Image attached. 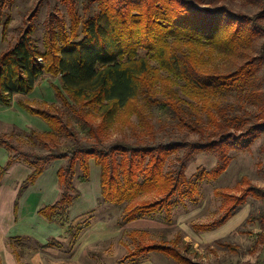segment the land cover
Masks as SVG:
<instances>
[{
	"label": "trees",
	"instance_id": "trees-1",
	"mask_svg": "<svg viewBox=\"0 0 264 264\" xmlns=\"http://www.w3.org/2000/svg\"><path fill=\"white\" fill-rule=\"evenodd\" d=\"M94 2L100 6L95 14ZM250 2L256 11L248 14L220 4L219 0L209 1L211 7L205 6V0H86L87 14L82 17L76 2L68 0L70 27L62 18L57 20V27L50 22L45 50L34 42V28H26L14 44L0 53V105L10 106L15 94H29L36 81L49 73L61 77L62 86L53 87L71 116L67 118L60 109L53 111L19 101L50 127L48 131L32 133L54 145L45 142L48 151L38 153L0 139V147L12 152L0 170V184L9 167L27 162L31 172L23 181L19 196L51 162L65 160L58 170L59 199L38 213L62 226L67 238L75 239L80 228L72 223L71 209L82 196L76 180H91L93 159L100 168L101 202L123 206L144 194L158 195L157 199L126 206L122 224L162 210L170 215L174 197L189 184L186 170L197 153H217L220 166L212 172L202 171L200 176L215 179L227 168L231 149L248 148L264 133V0ZM1 5L4 0H0ZM6 31L7 24L3 23L4 38ZM214 54L236 61L243 58V62L221 70L220 66L209 64ZM231 91L246 92L258 100L263 120L250 123L243 116L231 115L212 97L214 93ZM140 96L163 110L168 119L181 121L198 137L190 141L157 140L147 110L144 105H137L127 108L124 122L132 125L130 118L135 114L147 139L108 141V133L121 113ZM199 110L205 111L206 123ZM77 124L91 137L90 141L80 138ZM57 135L69 139L66 148L57 146ZM180 151L183 153L177 157V168L167 172L170 157ZM248 187L240 195L217 192L228 202L225 211L210 222L194 224L195 229L209 231L223 225L249 196L264 198L263 187ZM251 220H258L260 243L264 244V209L251 213L246 221ZM149 252L162 253L179 264H194L176 242L166 240L139 243L127 257Z\"/></svg>",
	"mask_w": 264,
	"mask_h": 264
},
{
	"label": "rangeland",
	"instance_id": "rangeland-1",
	"mask_svg": "<svg viewBox=\"0 0 264 264\" xmlns=\"http://www.w3.org/2000/svg\"><path fill=\"white\" fill-rule=\"evenodd\" d=\"M74 1L78 13L82 17L87 14L84 8L86 0ZM205 1V6H212L209 1L213 0ZM219 3L227 4L235 11L248 14L256 11L255 5L250 0H219ZM99 9V3L94 2L92 13H97ZM0 10L3 15L2 18L0 17V53L14 44L19 35L29 26L34 28L32 37L34 42L41 50H45L46 32L50 22L57 27V20L62 18L68 28L71 23L68 0H4ZM3 23L7 24L5 38H2ZM141 55H144V51ZM242 60L243 58L240 60L238 58L236 61L235 58L230 59L224 55L214 54L209 59V64L214 67L220 66L221 70H227L240 64ZM152 64L157 66L155 61H152ZM161 73L163 77L167 76L165 71ZM51 83L62 86L61 77L46 73L36 81L32 93L15 94L10 106H0V139L10 140L15 146L25 151L38 153L48 151L45 142L49 141L51 145L53 142L44 137H36L32 132L42 133L48 131L50 127L42 118L24 110L18 102L28 98L35 105L51 108L53 111L63 110L66 117L70 118V111L55 97ZM181 96L186 100L190 99L188 96L182 94ZM212 97L217 99L231 115L243 116L250 123H260L263 120L258 100L248 96L246 92L214 93ZM137 105H144L143 108L147 110L154 125L157 140L190 141L198 137L197 133L181 121L168 119L163 110L149 105L140 96L121 113L108 133V141L118 138H126L133 142L147 139V133L139 125L135 114L130 118L132 125L124 122L127 108H134ZM196 108H200V105ZM199 111H201L203 122L206 123L208 118L205 111ZM72 121L76 123L73 119ZM77 130L82 140H91L87 132L81 130L80 124H77ZM57 137V146L66 148L69 139L64 135H57ZM182 153L183 151H180L170 157L166 165L167 172L175 171L178 166L177 157ZM10 154L12 152L8 148L0 149V166L5 163ZM228 163L227 168L218 178H201L202 171L212 172L220 166V162L215 152L197 153L186 170L189 184L183 188L181 194L174 197L170 215L162 210L151 216H140L130 223L122 224L121 219L126 206L144 200L157 199L158 195L144 194L138 200L123 206L101 202L100 169L92 159L91 180L86 183L76 180L82 196L71 209L73 211L71 219L72 223L80 228L79 232L77 231L78 236L75 239L61 236L63 231L57 238L60 240L48 238L40 219L36 215L30 216L31 209L27 213V218L21 224L18 222L12 231L10 228L14 225L13 220L8 222L7 228H10L5 233L0 225V264H3L2 253L12 254L15 264H179L174 259L157 252L144 253L134 258L127 257L139 243L163 240L176 242L179 250L194 264L260 262L256 261L260 258L261 249L260 225L258 220L248 222L246 220L251 213L258 214L264 209V198L256 199L249 196L242 209L237 212L238 217L235 221L229 222L222 228L204 232L194 227L196 223L216 219L225 211L228 202L217 192L240 195L249 188V185L264 188V133L248 148L231 149ZM64 164L65 160L51 162L45 172V175H48L38 182L41 183L35 190L46 194L49 198L58 196L61 190L56 178V169ZM30 170L29 164L24 161L8 172L3 180L2 194L6 199L1 209L2 218L5 219L6 215H9V200L15 199L20 182ZM78 173H80L79 170ZM30 194L26 209L32 208L34 204L36 194L32 191ZM11 214L14 217L13 210ZM6 220H9V217ZM48 242H52L53 245H45Z\"/></svg>",
	"mask_w": 264,
	"mask_h": 264
},
{
	"label": "crops",
	"instance_id": "crops-1",
	"mask_svg": "<svg viewBox=\"0 0 264 264\" xmlns=\"http://www.w3.org/2000/svg\"><path fill=\"white\" fill-rule=\"evenodd\" d=\"M3 35V34H2ZM2 38H4L2 36ZM58 77V76H57ZM53 84H56V83H51V86H52V89L54 91V95L55 97L57 98L56 96V93H55V89L53 87ZM58 85V84H56ZM60 86V85H58ZM35 89V87H34ZM33 89V91H34ZM32 91V92H33ZM30 92V93H32ZM29 93V94H30ZM25 101H27L28 103H30V105L32 106H36V107H41L39 105H35L34 103L31 102V100H29L28 98H25L24 99ZM21 101V100H19ZM13 102V101H12ZM19 103V102H18ZM20 104V103H19ZM1 106V105H0ZM24 109V108H23ZM26 110V109H24ZM28 111V110H26ZM29 112V111H28ZM30 113V112H29ZM31 114V113H30ZM48 125V124H47ZM5 146H1L0 149L4 148ZM6 148V147H5ZM11 157V154L10 156L7 158V160L5 161V163L3 165L0 166V170L3 166L6 165V163L8 162V160L10 159ZM57 161V160H56ZM24 163V161H20L18 163H14L11 167H9V169H7V171L5 172V174L3 175V178H2V181H1V184H0V225H1V230L5 233L7 232V230L10 228H7V224L10 220H13L14 222V225L10 228V230L12 231L13 227H15L17 225V223L19 222V224H21V222L27 218V213L28 211H30L32 209V214H30V216L32 215H36L37 218L40 219V221L43 223L42 226H43V229H45L47 231V234H48V238L50 239H57L58 236L64 231V228L62 226H60L58 223L56 222H49L46 218H44L42 215H40L38 213V211L46 206V205H49V204H52L54 203L55 201H57L61 195V191L59 193L58 196H56L55 198H49V196H47L46 194L38 191V190H35V188L40 185V183H38L40 180L42 181L47 175H45V172L46 170L44 171V173L36 180L35 183L33 184H30L26 187V189L18 196V192H19V189L21 188L22 186V183L23 181L27 178V176L29 175V173L24 177V179L20 182L19 184V187L17 189V192H16V197L15 199L12 200H9V215H6L5 219L2 218V215H1V209H2V205H3V202L4 200L6 199V197L3 196L2 194V186H3V180L5 179L6 175L8 174V172H11L12 169L15 167V166H18L20 164ZM96 165V163H95ZM98 166V165H97ZM62 167V166H61ZM60 169V167L58 169H56V178H57V182L59 184V187H60V190H61V186H60V183H59V178H58V170ZM100 169V168H99ZM97 178H98V175H97ZM99 182V181H98ZM38 183V184H37ZM86 183V182H85ZM30 191H32V193H35L36 196L34 198V204L32 205V208H28L26 209V205L29 203V200H30V197H31V194L29 195ZM45 191V190H44ZM16 204L18 205L17 206V209L15 208ZM75 208V207H74ZM73 208V209H74ZM242 209V208H241ZM240 209V210H241ZM13 210V214H14V217H12V214H11V211ZM17 210V212H16ZM73 211H71V214H72ZM237 213H235L231 218H229L223 225L221 226H218L212 230H209V231H213V230H216V229H219V228H222L224 226H226L229 222H233L235 221V218H237L238 216H236ZM9 217V220H6L7 218ZM18 224V225H19ZM261 230V229H260ZM209 231H204V232H209ZM61 236H64V233L61 234ZM60 238V237H59ZM49 239V240H50ZM57 240H60V239H57ZM260 258L259 259H256V261H260V262H254L253 264H264V244L263 243H260ZM151 253V252H149ZM158 253V252H157ZM162 254V253H161ZM2 257H3V264H15L14 262V259H13V256L12 254H3L2 253ZM137 257V256H136ZM129 258H132V257H129ZM134 258V257H133ZM255 261V260H254Z\"/></svg>",
	"mask_w": 264,
	"mask_h": 264
}]
</instances>
